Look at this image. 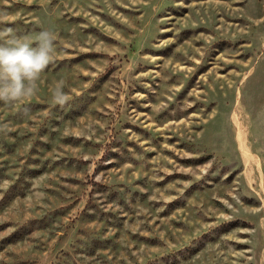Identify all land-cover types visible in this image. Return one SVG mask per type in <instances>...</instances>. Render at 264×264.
<instances>
[{"label": "rangeland", "instance_id": "374dc122", "mask_svg": "<svg viewBox=\"0 0 264 264\" xmlns=\"http://www.w3.org/2000/svg\"><path fill=\"white\" fill-rule=\"evenodd\" d=\"M5 28L57 40L0 102V264H264V0H0Z\"/></svg>", "mask_w": 264, "mask_h": 264}, {"label": "clouds", "instance_id": "9594fccd", "mask_svg": "<svg viewBox=\"0 0 264 264\" xmlns=\"http://www.w3.org/2000/svg\"><path fill=\"white\" fill-rule=\"evenodd\" d=\"M56 34L44 28L34 36L19 35L12 28L0 30V102L12 107L36 95L42 73L53 62ZM65 81L57 82L52 103L63 107L69 96ZM24 108L23 114H29Z\"/></svg>", "mask_w": 264, "mask_h": 264}]
</instances>
